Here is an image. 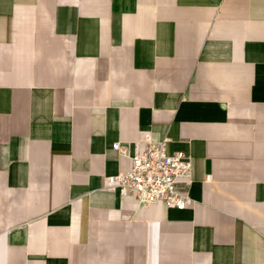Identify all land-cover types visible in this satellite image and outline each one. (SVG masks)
<instances>
[{
  "label": "crops",
  "instance_id": "0c3cea01",
  "mask_svg": "<svg viewBox=\"0 0 264 264\" xmlns=\"http://www.w3.org/2000/svg\"><path fill=\"white\" fill-rule=\"evenodd\" d=\"M164 137L190 205L103 188ZM0 264H264V0H0Z\"/></svg>",
  "mask_w": 264,
  "mask_h": 264
},
{
  "label": "built area",
  "instance_id": "2783aa9c",
  "mask_svg": "<svg viewBox=\"0 0 264 264\" xmlns=\"http://www.w3.org/2000/svg\"><path fill=\"white\" fill-rule=\"evenodd\" d=\"M169 142L167 137L157 142L147 138L135 144L130 156L118 147L119 155L129 158V168L105 177L103 188L117 191L122 199H131L140 207L160 204L167 209H185L191 203L192 163L183 151L169 153Z\"/></svg>",
  "mask_w": 264,
  "mask_h": 264
}]
</instances>
